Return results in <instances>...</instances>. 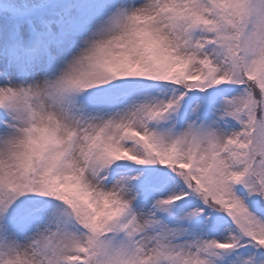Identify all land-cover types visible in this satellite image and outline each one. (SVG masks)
Segmentation results:
<instances>
[{"label": "snow or ice", "instance_id": "snow-or-ice-1", "mask_svg": "<svg viewBox=\"0 0 264 264\" xmlns=\"http://www.w3.org/2000/svg\"><path fill=\"white\" fill-rule=\"evenodd\" d=\"M0 264H264V0H0Z\"/></svg>", "mask_w": 264, "mask_h": 264}]
</instances>
